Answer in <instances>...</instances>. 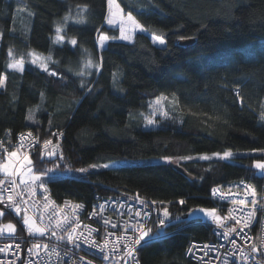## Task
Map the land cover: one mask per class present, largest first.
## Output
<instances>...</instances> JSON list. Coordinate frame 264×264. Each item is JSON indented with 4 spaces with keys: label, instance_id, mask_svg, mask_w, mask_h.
<instances>
[{
    "label": "trees",
    "instance_id": "1",
    "mask_svg": "<svg viewBox=\"0 0 264 264\" xmlns=\"http://www.w3.org/2000/svg\"><path fill=\"white\" fill-rule=\"evenodd\" d=\"M117 1L150 32L119 40L118 29L106 24L107 0H0V74L7 76L0 88V136L13 142L29 130L60 140L57 155L31 156L35 172L50 173L44 178L59 200L122 193L156 201L159 237L140 248V263L195 264L185 254L189 241L213 236L206 218L189 213L218 206L213 187L246 179L263 191L254 163L264 161V152L253 150L264 149V0ZM69 14L85 22L65 23ZM57 24L65 37L59 43ZM153 32L166 44L154 43ZM102 33L110 39L100 49ZM33 50L51 55L49 69L58 75L31 63ZM21 56L23 72L7 67ZM88 59L101 66L82 75ZM161 95L175 102L158 126L147 127L150 101ZM225 150L234 157L212 156ZM141 158L162 161L123 163ZM111 161L115 166L77 176L52 175Z\"/></svg>",
    "mask_w": 264,
    "mask_h": 264
},
{
    "label": "built area",
    "instance_id": "2",
    "mask_svg": "<svg viewBox=\"0 0 264 264\" xmlns=\"http://www.w3.org/2000/svg\"><path fill=\"white\" fill-rule=\"evenodd\" d=\"M29 133L31 136L28 135ZM21 134L26 137L23 141L20 139ZM48 140L52 143L48 149H45L44 141L47 140H39L36 134L29 130L20 132L13 142H6L0 136V160H4L6 154L14 148L21 151V159L27 155L45 153L47 150L57 152L60 140L54 138ZM19 163L20 161L16 162L17 165ZM0 179L5 180V183L0 185V191L7 196V190L11 189L15 201L22 209L17 215L14 208L8 207L7 202L0 204V208L4 210V219L10 218L16 222L14 234H0V247L11 245L6 251L0 252V264H136L137 261L141 264L140 248L159 237V234L153 231V223L159 214L158 206L137 195L95 193L88 201L70 197L59 200L53 195L51 185L44 179L41 181L45 187L39 186L41 181L20 182L18 175L6 177L5 174L0 173ZM13 180L17 185L15 188L12 187ZM241 182L251 184L256 189L257 203L252 215H249V211L253 208L254 197L244 192ZM32 189L35 191L34 195ZM213 189H219V192L227 195L223 197L219 193L214 195ZM213 189L211 196L218 203L215 207L217 214L225 217L228 215V210L233 209V216L240 217L242 224L247 221L248 226L241 230L234 219H228L224 222V227H219L211 217H208L206 219L211 228L212 239L190 240L185 249L186 256L195 264H264V244H261V237H264V187L260 192L252 182L240 179L215 186ZM16 193H22V195H15ZM141 200L144 203H141ZM241 200H244V204L240 203ZM76 204L83 207L74 208ZM99 205L104 206L103 210ZM94 212L97 214L93 215ZM25 215L32 217L39 226L47 228L43 236L38 233L35 235L28 233L22 222ZM65 217L70 222L65 223ZM57 220L61 221L60 227H57ZM105 220L111 223L105 224ZM77 222L79 228L74 233V237L79 236V239L73 243L67 240V233L75 227ZM132 225L137 227L143 225L145 229L151 228L152 233H150L151 239L146 238V243L141 242V245L134 246L136 251L132 256H128L126 255L129 251L128 239L121 237H132ZM233 226L237 227L239 235L233 232L226 236L227 230ZM126 227L127 231H125ZM85 237L95 240L100 245H103L107 237L109 243L104 252H101L98 248L84 243ZM232 240L236 241V245L232 244ZM37 243L41 244L38 254L35 249L30 252L29 249ZM17 244L20 245L19 248L16 247ZM44 244L48 245L46 250L43 248ZM253 245H256L259 251L252 252ZM242 252L248 256L247 260L242 258ZM105 255L107 259H104Z\"/></svg>",
    "mask_w": 264,
    "mask_h": 264
},
{
    "label": "snow or ice",
    "instance_id": "3",
    "mask_svg": "<svg viewBox=\"0 0 264 264\" xmlns=\"http://www.w3.org/2000/svg\"><path fill=\"white\" fill-rule=\"evenodd\" d=\"M107 4H108V16L106 17V21L109 25H114V24H119V31H120V39H124V40H133L134 35L137 31L140 32H150V29L145 28V26L143 24L140 23L139 20L136 19L135 16L132 15V12H128L126 15L124 14V10L123 8H121V6L116 2V0H107ZM84 9L87 8V5L82 6ZM30 15H34V13H30ZM76 19L78 23H83L85 22V17L80 16L78 19L76 17H71L70 14L66 15L65 17H63L64 22L66 23L69 19ZM62 32V26L60 24H57L56 26V36H55V41L54 42H63L65 37L63 35H61ZM0 37H2V33H0ZM110 39V37H108L106 34H100L98 37L99 40V45L101 48L104 47V44L106 41H108ZM151 39L153 40L154 43H158L160 45H165L166 41L163 38V36L161 35H156L154 32L151 33ZM181 40L186 39V37H180ZM71 45L75 46L77 44V41L75 38H72L70 40ZM9 55H13L12 53V49H9ZM30 57H31V63L38 65L41 69H43L44 71L48 72L49 75L52 76H56L58 75L55 71H52L49 69L48 66V62L52 60L51 55L45 57L42 54H37L34 50L30 53ZM102 59V58H101ZM24 57L21 56L18 60H14V62L9 63L7 65L8 68H11L15 71H19V72H23L24 71ZM86 66L87 67H97L99 68L101 65L99 63L94 64L93 61L91 59H88L86 62ZM113 77L115 79V74H113ZM6 80H7V76L4 74H0V88H3L6 86ZM82 87L84 86L83 84L81 85ZM89 91H91V89H89ZM236 95L237 97L240 99L241 103H243V97L240 96V92L237 89L236 91ZM41 96L43 97V93H41ZM168 97H165L163 95H161L160 97H157L156 101H155V106L157 108H160L161 106V102L167 100ZM173 102H175V97H173ZM262 109H264V104L261 105ZM163 114L165 116L168 115L167 111H164ZM27 119L31 120L33 119V116L31 114V110H29V115L27 117ZM146 122L148 125H153L155 123H157V121L155 119H153L151 116L150 117H146ZM259 119L264 121V110H262L259 114ZM29 136H31V133L28 134ZM59 135H63L62 133H60ZM25 136L24 134L20 135V139L21 141L25 140ZM52 142L50 140L44 141V148L48 149V146L51 144ZM22 146V145H21ZM253 151H261L264 152V149H259V150H253ZM46 156H54L57 155V152L55 150H47L45 152ZM17 156V152L16 151H12V152H8L7 153V159L6 160H0V172H3L5 174L6 177H14L17 175H22L20 172V168L16 166V162L13 160V157ZM212 156L220 158V159H224V160H228L234 157V153L231 150H225L223 153L217 152V153H213ZM201 159H211L212 157H209L208 155H203L200 157ZM165 159H171L169 157H165ZM184 159V158H181ZM187 159H192V157H187ZM23 161H26L28 165H31V160L28 158V156H24L23 157ZM116 161H111V163H106L103 165H89V168H96V167H103V168H109L110 166H115ZM24 164L23 162H21L20 167H23ZM254 167L258 170H260V174L262 176H264V161L261 160H257L254 163ZM50 171V170H49ZM78 171L80 172H87L88 168H81L78 169ZM32 173V169L29 167L27 170V173L25 174H30V179L32 181H41V175H46L47 173H42L41 175H35V174H31ZM23 182V181H22ZM5 183V180L0 179V185H3ZM243 184V182H241ZM40 187H45L44 183L41 181ZM12 187L15 188L17 187V185L15 184V181H12ZM236 187H240V185H236ZM243 188H244V192L247 195H250L252 197H254V199L252 200V205L253 208L249 211V215L254 214L255 212V205L257 203L255 196H256V189L251 185V184H243ZM8 194L7 196L4 195V193L2 191H0V204H3L5 202L8 203V207L9 208H14L15 212L17 215L20 214V212L22 211L20 204H18L15 201V197L13 192L11 191V189L7 190ZM45 191H47V189L45 188ZM217 193H219V195L221 197L227 195L226 193L223 192H219V189H213V194L216 195ZM32 194H35L34 189H32ZM15 195H22V193H16ZM141 203H144L143 200H141ZM152 203H156V201H153ZM179 203L184 204L185 201L184 200H180ZM241 204H244V200L240 201ZM67 204V202H66ZM83 207V205L80 204H76L74 205V208H81ZM100 209L103 210V205H99ZM26 211V210H25ZM202 212H204L207 216L211 217V219L219 226V227H224V222L228 219H234L236 222L237 226L241 227V230L243 229V227H247L248 223L247 221H244V223H241V218L240 217H236L233 216V209H229L228 210V215L225 217H221L220 215L217 214V209L215 208H211V209H201ZM163 213H164V217H168L170 215V213L168 212L167 208L163 209ZM97 213H93V215H96ZM0 215H3L2 212H0ZM137 215H140V213H137ZM23 224L26 226L27 231L29 234L35 235V234H40L41 236H43L45 234V232L47 231L46 227H41L39 226L35 220L32 217H29L27 215H25L23 217L22 220ZM64 222L68 223L70 222L68 220L67 217L64 218ZM105 224L111 223V221L109 220H105L104 221ZM57 227L61 226V221L57 220L56 222ZM159 224L161 226H164V220L160 219L159 220ZM133 229V235L131 238H127V237H121L124 239H128V247H129V251L126 253V255L128 256H132L133 253L136 251V248L134 246L136 245H141V242H147L146 238L151 239L150 233H152V229L151 228H147L145 229L143 227V225H140L139 227H137L136 225H132L131 226ZM79 228V223H75V227H73L71 229V231H69L67 233V240L72 241L73 243L76 242L77 239H79V236H75L74 237V233L76 232V230ZM16 231L15 225L9 223L6 225H0V234H14ZM94 231V230H93ZM127 231V227L126 230ZM233 232H237V227L233 226L231 228H229L227 230V232L225 233V235H230ZM91 234V233H90ZM89 234V235H90ZM53 235H55V233H53ZM82 235V234H81ZM112 235V234H109ZM237 235H239V233L237 232ZM60 239H64V237H59ZM118 238V239H121ZM233 245H236V241L232 240L231 241ZM246 242V241H245ZM84 243L89 244L92 247L98 248L101 252H104L105 248H107L108 246V239L107 237H105L104 239V243L103 245L97 244L95 240L93 239H89L88 237L84 238ZM261 244H264V237H261ZM78 246V245H77ZM11 245H8L6 247H0V252L6 251L8 248H10ZM17 248L20 247L19 244L16 245ZM207 247V246H206ZM43 248L46 250L48 248L47 244L43 245ZM33 249L37 250V254L39 252V250L41 249V244L37 243L33 245V248H30L29 251L32 252ZM191 250V249H189ZM252 252H257L259 251V249L256 247V245L252 246L251 249ZM241 256L243 259L247 260L248 256L243 254V252L241 253ZM107 255H105L104 259H107ZM136 264H139V262L137 261Z\"/></svg>",
    "mask_w": 264,
    "mask_h": 264
},
{
    "label": "rangeland",
    "instance_id": "4",
    "mask_svg": "<svg viewBox=\"0 0 264 264\" xmlns=\"http://www.w3.org/2000/svg\"><path fill=\"white\" fill-rule=\"evenodd\" d=\"M116 2L118 3L117 0H116ZM118 4H119V3H118ZM108 14H109V13H108ZM124 14L126 15L127 12L124 11ZM106 24H107V26H109V27L117 28L118 31H119V24L109 25V24L107 23V21H106ZM138 32H140V31H137L136 33H138ZM146 32H147V31H146ZM146 32H145V33H146ZM136 33H135V34H136ZM103 34H104V33H103ZM106 35H107V34H106ZM107 36H108V35H107ZM134 36H135V35H134ZM150 36H151V35H150ZM108 37H109V36H108ZM119 37H120V31H119V36H118V39H119V40H121V41H126V42H131V41H133V40L129 41V40L120 39ZM133 39H134V38H133ZM152 41H153V40H152ZM106 42H107V41H106ZM106 42H105V44H106ZM105 44H104V46H105ZM156 44H158V43H156ZM98 47L101 49V47H100V45H99V40H98ZM86 62H87V61H86ZM86 62L84 61V62L82 63V66H81L80 73H81L82 75H85L86 70H87L88 68H97V67H87V66H86ZM93 63L96 64L95 62H93ZM159 97H160V96H159ZM165 97H166V96H165ZM156 99H157V98H156ZM156 99L150 101V104H149V114H148L146 117H150V116H151L153 119H155V120L157 121V123H155V124H153V125H148L147 122H146V123H145V126H147V127L154 126V125H155V126H156V125L158 126V124H159V119H158V117H159V116H165V115L163 114V112H164V111H168V110L173 106V104H174L173 99H172V98H168L167 100L161 102V106H160V108H157V107L155 106V101H156ZM167 113H168V112H167ZM35 134H36V137H37L39 140H41V141H42V140H48V139H50L49 137H48V138H42V137H40L39 134H37V133H35ZM12 151H16V152H17V156H16V157H13V160H14L15 162L20 161L19 165L16 164V166L20 168V172H21V174H22V175H18V176H19V180H20V182H22V181H23V182L31 181V179H30V174H25V173H27V170H28L29 167L32 169V173H31V174H35V175H41V174H42V173H37V172H35V171L33 170L32 165H28L26 161H23V159H21V151H20V150H18L17 148H14V149H11V150H10V152H12ZM27 156H28V158H29V159L31 160V162H32V157H31L30 155H27ZM6 159H7V154H6V157H5L4 160H6ZM158 161H162V160H161V159H158V158L127 159V160H124L123 163H126V164H137V163L158 162ZM166 161H167V162H171L172 164H176V163H179L180 160H179V161H178V160H166ZM21 162H23V164H24L23 167H20ZM85 168H88V171H89L90 169H93V168H89V167H85ZM79 169H81V168H79ZM54 171H55V172L52 173V175L54 174V175H60V176H77V175L80 174V173H84V172H80V171H78V169H73V168H66V169H64V170L55 169ZM259 171H260V170H259ZM0 173L4 174L3 172H0ZM45 173H46V172H45ZM47 175H50V173H47L46 175H41V179H44V180H45L44 177L47 176ZM201 209H211V208L197 207V208H195L194 210H192V211L189 213V216H190V217H197V216H200V217H203V218H208L209 216H207L204 212H202ZM0 212L3 213V215H0V225H6V224L11 223V224L15 225V227H16V222H15L14 220H12V219H10V218H6V219H4V210H3L2 208H0ZM162 215L164 216L163 210H162ZM164 218L167 220V222L171 220L170 216H168V217H164Z\"/></svg>",
    "mask_w": 264,
    "mask_h": 264
},
{
    "label": "water",
    "instance_id": "5",
    "mask_svg": "<svg viewBox=\"0 0 264 264\" xmlns=\"http://www.w3.org/2000/svg\"><path fill=\"white\" fill-rule=\"evenodd\" d=\"M184 42H185V43H188L189 41H188V40H187V41H182L181 43H184Z\"/></svg>",
    "mask_w": 264,
    "mask_h": 264
}]
</instances>
